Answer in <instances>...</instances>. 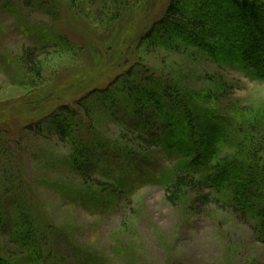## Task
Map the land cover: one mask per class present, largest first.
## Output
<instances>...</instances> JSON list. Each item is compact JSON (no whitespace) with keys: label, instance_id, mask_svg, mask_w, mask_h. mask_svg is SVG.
<instances>
[{"label":"trees","instance_id":"obj_1","mask_svg":"<svg viewBox=\"0 0 264 264\" xmlns=\"http://www.w3.org/2000/svg\"><path fill=\"white\" fill-rule=\"evenodd\" d=\"M79 1L85 11L95 2V19L108 26L142 0ZM79 1L68 0L74 8ZM19 3L27 11L48 15L51 22L60 14L58 0ZM105 10L110 12L106 20ZM142 29L144 52L163 49L193 59L205 55L220 67L236 68L264 81V0H169L164 13ZM57 33L43 31L45 46L34 44L21 53L24 73L31 75L21 83L30 90L44 83L37 51L50 44L75 47ZM95 48L104 65L119 70L107 86L94 87L22 126L15 114L23 112L25 104L32 105L30 96L13 116L0 115V231L16 247V254L0 252V264H65L59 249L63 243L69 244L76 263L106 264L104 254L91 245L76 244L71 232L52 222L44 201L37 197L40 184L49 185L70 205L95 213L101 209V214L106 207L121 208L123 200L153 178L166 186L168 202L188 201V191H195V201L230 212L264 244V133L257 124L242 122L229 101L223 103L228 99L225 77L206 79L214 82V88L188 86L181 76L145 63L143 54L130 62L123 57L125 48L114 56L103 43H96ZM0 108L4 107L0 104ZM111 124L119 128L114 136L108 133ZM24 133L35 138L55 136L70 151L30 153V159L37 161L35 167L43 166L42 175L35 176L27 167ZM4 135L9 137L4 139ZM160 159L170 160V167L157 164ZM136 170L144 174L140 179L133 176ZM133 246L116 244L114 252L134 255L129 262L138 264Z\"/></svg>","mask_w":264,"mask_h":264},{"label":"rangeland","instance_id":"obj_2","mask_svg":"<svg viewBox=\"0 0 264 264\" xmlns=\"http://www.w3.org/2000/svg\"><path fill=\"white\" fill-rule=\"evenodd\" d=\"M58 1L60 14L56 21L51 22L48 15L36 10L27 11L19 0H0V104L4 107L0 108L4 111L0 115L8 116L25 107L23 112L15 114L21 118L18 122L21 121L22 126L24 121L40 116L59 104L74 102L94 87L107 86L119 70L101 61L102 55L95 48V44L100 42L113 56L125 48L123 57L130 62L143 54L145 63L181 76L188 86L214 88V82L206 79L211 76L225 77L228 99H224L223 103L229 101L235 108L232 112L242 122L257 124L259 131L264 133V81L251 79L236 68L220 67L205 55L193 59L180 52L163 49L144 52L140 40L142 27L152 18H159L169 0H142L124 13L119 21L108 26L101 25L99 17L95 19L97 15L93 12L98 10L95 2L85 11L86 8H80L84 6L79 0L75 8L68 0ZM108 11H104L105 20L110 13ZM36 29L39 33L35 34ZM49 29L53 30V34L58 32L67 37L75 47L63 49L50 44L41 53L37 51L36 58L44 83L30 90L29 85L24 83L31 79V75L24 73L26 68L20 61L21 53L34 44L45 46L46 41L41 39L40 34ZM39 37L41 41H38ZM27 96L33 99V103L23 107L20 103ZM118 132V127L113 124L108 126L109 135L114 136ZM23 136L27 167L35 176L42 175L39 169L43 166L35 167L37 161L30 159V153L54 151L56 154H68L70 151L55 136L48 139L25 133ZM7 137L4 135V139ZM156 162L170 167L168 159ZM46 172L48 174V170ZM143 175L140 170L133 172L138 179ZM145 177L149 178L150 174ZM151 179L129 199L123 200L121 208L109 210L106 207L101 214V209L95 213L77 204L70 205L49 185L40 184L36 193L38 199L44 201L52 222L71 232L76 244L91 245L104 254L106 264H133L129 262L130 253L117 255L114 252L116 244L124 248L134 245L140 259L138 264H264V244L256 240L242 220L214 205L195 201V191H188V201L170 203L166 200V186ZM60 245L64 263L79 264L69 244ZM0 250L16 254V247L1 231Z\"/></svg>","mask_w":264,"mask_h":264}]
</instances>
